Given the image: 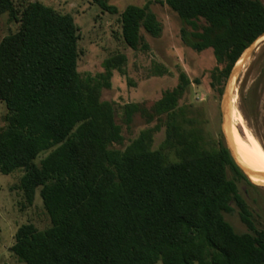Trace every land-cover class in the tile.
Wrapping results in <instances>:
<instances>
[{"label": "trees", "instance_id": "16d2710c", "mask_svg": "<svg viewBox=\"0 0 264 264\" xmlns=\"http://www.w3.org/2000/svg\"><path fill=\"white\" fill-rule=\"evenodd\" d=\"M15 1L0 0V14L9 12L21 22L0 42V101L9 110L0 128V171L23 169L25 204L33 205L40 189L51 219L45 229L33 223L18 228L11 248L18 261L264 264V228L254 218L249 190L239 183L259 186L223 140L209 149L190 142L178 161L151 149L150 132L124 150L116 148L124 142L122 127L112 107L101 103L100 85L80 76V33L72 15L32 1L19 16ZM92 1L119 13L109 0ZM165 2L184 23V43L198 52L212 48L224 77L264 33L262 0ZM120 16L124 40L133 49L148 47L141 28L153 36L162 31L147 4H129ZM184 86L167 91L152 112L145 110L149 119L169 113ZM179 126L174 118L168 121L167 144L179 136ZM235 210L244 232L227 219Z\"/></svg>", "mask_w": 264, "mask_h": 264}, {"label": "rangeland", "instance_id": "374dc122", "mask_svg": "<svg viewBox=\"0 0 264 264\" xmlns=\"http://www.w3.org/2000/svg\"><path fill=\"white\" fill-rule=\"evenodd\" d=\"M32 1H40L74 18L80 33L78 71L83 80L90 78L91 84L100 85L101 103L112 107L115 120L122 127L124 142L116 144V148L124 150L143 132H150L151 149L161 150L170 161L180 160L184 147L190 142H199L209 149L217 148L220 140L225 144L230 140L239 151L231 135V124L239 136L243 131L237 121L230 118L233 104L264 148V40L252 50L235 76L231 72L229 77H224L219 72L224 65L217 62L212 48L198 52L184 43L181 36L184 23L165 0H109L118 8L116 14L102 10L92 0H16L19 16ZM129 4H147L162 24L158 36L141 28L147 48L133 49L124 40L120 13ZM20 26L21 22L12 20L9 12L0 14V42ZM244 55L245 52L240 59L243 57V60ZM121 56L125 59L116 66ZM110 62L114 65L110 66ZM181 85H185L184 91L176 106L169 113L155 114L149 119L145 110L152 112L167 91ZM8 113L6 104L0 101V128L6 125ZM173 118L180 125V134L169 145L168 121ZM23 174V169L11 174L0 171V264H22L11 251L21 225L33 223L39 229L51 225L40 189L33 205L25 204L19 187ZM254 183L259 189L244 181L239 185L249 190L247 198L254 218L258 227L264 228V184ZM226 216L237 231L247 230L237 210Z\"/></svg>", "mask_w": 264, "mask_h": 264}, {"label": "bare ground", "instance_id": "6f19581e", "mask_svg": "<svg viewBox=\"0 0 264 264\" xmlns=\"http://www.w3.org/2000/svg\"><path fill=\"white\" fill-rule=\"evenodd\" d=\"M242 58L238 61V64H241V66H243L244 62L246 61L244 59L242 60ZM234 102H235V98H233V103ZM230 109H231L230 118H234L237 121V123L241 126V129L243 131L242 132L243 135L239 136L238 134H236L234 124L233 123L231 124L230 131L232 132L231 133L232 138L234 142L237 141V144L239 147V151H238L235 143H233L232 141V145H233V148H234V151L237 157L239 158L241 163L245 165L247 168L257 173H260L261 175H264V148L263 146L259 142L257 136L254 133H252L250 129L246 126L240 111L234 106V104L231 106ZM252 180L255 181L256 183L264 184L263 176L262 177L253 176Z\"/></svg>", "mask_w": 264, "mask_h": 264}, {"label": "water", "instance_id": "95a60500", "mask_svg": "<svg viewBox=\"0 0 264 264\" xmlns=\"http://www.w3.org/2000/svg\"><path fill=\"white\" fill-rule=\"evenodd\" d=\"M262 40H264V33L262 34V35H260L247 49H246V51H245V55H244V60H246L248 57H249V55L251 54V52H252V50L257 46V44L260 42V41H262ZM241 69V64H236L235 65V67L233 68V71H232V76H235L237 73H238V71ZM227 97H228V95L226 94V96H225V101H224V106H223V109L225 110L226 109V104H227ZM226 146L228 147V149H229V151H230V153H231V155H232V157H233V159H234V161H235V163L239 166V168L245 173V175L248 177V178H250V180L252 181V182H254L253 180H252V177L253 176H263L264 177V175H261L260 173H257V172H255V171H252V170H250L249 168H247L245 165H243L242 163H241V161L239 160V158L237 157V155H236V153H235V151H234V148H233V145H232V143L230 142V140H227V144H226Z\"/></svg>", "mask_w": 264, "mask_h": 264}]
</instances>
